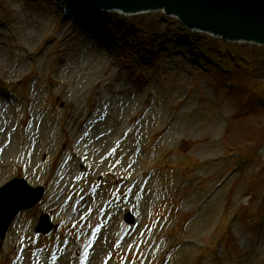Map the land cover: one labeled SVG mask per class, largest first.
<instances>
[{
  "label": "rangeland",
  "instance_id": "rangeland-1",
  "mask_svg": "<svg viewBox=\"0 0 264 264\" xmlns=\"http://www.w3.org/2000/svg\"><path fill=\"white\" fill-rule=\"evenodd\" d=\"M66 4L0 0V51L23 60L14 77L1 63L0 131L11 128L0 141V186L22 177L44 188L11 224L0 264H264V47L190 37L154 12L109 14L114 48L102 35L105 13L85 7L86 28L63 17ZM26 25L31 40L18 29ZM82 60L95 75L77 93L66 70ZM109 73L141 96L139 109L116 104L102 128L121 134L78 145L70 117L74 133L104 119L94 80ZM199 139L204 152L189 151ZM41 214L53 224L46 236L34 233Z\"/></svg>",
  "mask_w": 264,
  "mask_h": 264
},
{
  "label": "water",
  "instance_id": "water-1",
  "mask_svg": "<svg viewBox=\"0 0 264 264\" xmlns=\"http://www.w3.org/2000/svg\"><path fill=\"white\" fill-rule=\"evenodd\" d=\"M75 2V0H73ZM103 12L133 13L163 10L187 28L210 33L228 41L264 45V0H82ZM43 188H31L22 179H14L0 188V241L18 212L39 202ZM125 221L133 223L127 214ZM51 223L42 215L36 233H49Z\"/></svg>",
  "mask_w": 264,
  "mask_h": 264
},
{
  "label": "bare ground",
  "instance_id": "bare-ground-1",
  "mask_svg": "<svg viewBox=\"0 0 264 264\" xmlns=\"http://www.w3.org/2000/svg\"><path fill=\"white\" fill-rule=\"evenodd\" d=\"M18 29L23 31L22 33H24L25 39H27V40L33 39V37H34V34L32 33L33 28H29L26 25V26H20ZM22 50H23V48H21V51ZM86 52L89 53L88 51H86ZM12 53H14V51H12ZM27 57H29V53L25 55L26 59H27ZM5 60H8V64L11 67V69L8 66V68L4 71V73H6L9 77L17 76L16 73L19 71V69H21V66L23 64V60L21 59L18 62H13V61H11V57L9 60V58L4 55L3 51H0V69L1 70L3 69V66L1 63H3ZM97 65H99L98 62H97ZM66 71L68 72V75L70 74V76L72 78V81L69 84L71 86H76V87H74V91L77 93H79L80 90L82 89L79 86H85L86 82L93 81V77L95 75L94 63L91 61L89 63L88 61H84V60H82L80 62L79 67L76 71L73 70V68H69ZM83 71L85 72L84 75L89 74V76L86 75L87 76L86 80L85 79L81 80V78L84 75H80V72H83ZM62 74L63 73L60 72L56 76V78L63 80L61 78ZM92 74H93V76H92ZM107 78H100V79L98 78V79L94 80V84H95L94 86H97V88L101 89V90H98L96 92V95H97V103L101 104L102 109L104 108V112H105V114H103L104 119L97 122L95 127H93L92 129L91 128L86 129V127H83L82 131L74 133L75 131H73V129H72V123H73L74 119H73V117H70V120H69V123L67 126V129H68L67 133L71 134L73 137H75V136L77 137L76 140H74V141L76 143H78V145H79L78 138H80V137H81V140H83L84 137H86V139L97 141V144H99V145L102 144L105 141L106 136L109 135L110 133H112V132L108 133V129L107 128L105 129L104 127L102 128V126L107 123L108 116H110L111 110L113 108H115L116 104H117V106L124 107V110L127 111V110H131L130 109L131 106L138 105V101L140 102V100H141V96H139L138 94H129V90L125 91L126 89H128L127 85H125L123 82L122 83L116 82L115 77H112L111 73H109V76ZM63 81H65V80H63ZM58 84H61V82L60 81L57 82V80H56V82L53 83V86L58 85ZM115 95H118V96L116 97ZM137 109H139V105L137 106ZM105 110H107V112ZM148 110H149V108L146 109L145 114ZM1 112H2V114H1ZM0 114L3 117V118H1V121H2V119L7 120V118H8L7 109L3 108L1 105H0ZM117 122H118L119 126H121V125L123 126L124 119L122 117H120L119 119H117ZM159 123H161V121L157 122L156 125H159ZM172 126H170V128ZM9 128H11V127H7L6 129H4V131H0V141H4V139L6 138V137L4 138L5 133H7V135H8V133L10 131V130H8ZM164 128H168V127L166 126ZM122 131H123V129H121V128L116 129L115 131H113L112 137L118 136L119 134H121ZM184 132H185V137L190 134V132H187L185 129H184ZM34 135H37V134L35 133ZM111 140L117 141V139H114V138ZM94 149L97 150V147H94L92 145V142H91L89 145H87L86 151L88 153H92ZM188 150L193 152V153H196V154H201L204 152V146L200 140L199 144L189 147ZM107 156L108 155L102 153L99 156V158L105 159V158H107ZM34 161H35V159H34ZM34 161H33V164H34ZM74 163H75V165H79L81 163V160L75 159ZM76 220H78V219H76Z\"/></svg>",
  "mask_w": 264,
  "mask_h": 264
}]
</instances>
